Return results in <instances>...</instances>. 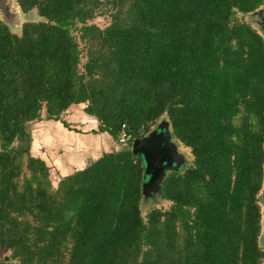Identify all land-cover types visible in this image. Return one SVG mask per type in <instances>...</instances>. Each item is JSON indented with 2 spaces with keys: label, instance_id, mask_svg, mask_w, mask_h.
I'll return each mask as SVG.
<instances>
[{
  "label": "trees",
  "instance_id": "16d2710c",
  "mask_svg": "<svg viewBox=\"0 0 264 264\" xmlns=\"http://www.w3.org/2000/svg\"><path fill=\"white\" fill-rule=\"evenodd\" d=\"M18 1L40 17L0 21V264H264V0ZM80 103L113 146L61 172L32 122L82 131ZM164 115L191 159L144 208L132 144Z\"/></svg>",
  "mask_w": 264,
  "mask_h": 264
},
{
  "label": "water",
  "instance_id": "95a60500",
  "mask_svg": "<svg viewBox=\"0 0 264 264\" xmlns=\"http://www.w3.org/2000/svg\"><path fill=\"white\" fill-rule=\"evenodd\" d=\"M251 22L264 35V2L246 13ZM35 9L24 11L18 0H0V21L3 20L12 28H20L25 21L34 20ZM135 153H139L144 161V179L142 182L143 197L146 202L157 200L163 182L172 170H181L191 159L186 149H182L175 138L169 118L162 116L155 126L145 135L135 137L132 144ZM263 207L264 222V181L259 194ZM260 244L264 248V230L260 236ZM6 262L13 261L10 251L4 254Z\"/></svg>",
  "mask_w": 264,
  "mask_h": 264
},
{
  "label": "rangeland",
  "instance_id": "374dc122",
  "mask_svg": "<svg viewBox=\"0 0 264 264\" xmlns=\"http://www.w3.org/2000/svg\"><path fill=\"white\" fill-rule=\"evenodd\" d=\"M39 17L40 16L37 14V11L35 10L34 20L39 19ZM245 19L248 21V16L246 14H245ZM95 21L99 25L105 26L110 21V15L109 13L101 14L95 18ZM12 29L18 31L21 29V27L12 28ZM83 59L85 58L83 57ZM85 105L86 103L74 104L70 106L63 113V118L68 119L72 125L80 127V129L82 130L84 129V131L91 129V127L97 126L96 123L94 122L92 123V120L90 119V116L87 113L85 114L86 115L85 119L82 117L83 107ZM43 115H45V112H43ZM81 120L82 121L85 120V121L81 122ZM32 123L33 124H32L31 131H32L33 137L35 138V136L38 135L41 129L45 127V123H47V121L45 120V118H43L41 120H35ZM52 123L53 122H48V125L49 124L51 125ZM65 131H66V128L65 130L58 129L57 131H55V134L58 135L57 138L51 137L52 140L55 139L56 146L53 148L54 155L56 154L57 151L62 150V154L65 157V160H63L60 163L61 166L58 169L61 172H64V171L66 172V167H69L70 169H73L76 167H82L87 164L85 160L88 156L95 157L96 155H100L103 151L111 149V147L113 146V142H112L113 140L107 134H105L107 136L104 137V136H98V133L93 132L91 136L89 137L87 136V138L81 139V138H78L77 136L74 137L73 134H71L73 131H69L68 133L66 132L67 135L65 134ZM55 134H53V136ZM99 135H101V133ZM63 136L64 137L67 136V138H69V139L66 138L68 142L65 144L64 143L59 144L65 139ZM48 138H49V135L47 133H43V135L39 138V140L40 142H43L45 144V142L49 140ZM56 143H58L59 145ZM180 145H181V148L186 149L187 153L189 154V150L185 146H183L181 143ZM60 154L61 152L59 153V156ZM50 156L52 157V155ZM48 161L51 162V159L49 160L48 158ZM156 201H158V199L157 200L150 199L148 202H145L144 208L149 207L150 204H154ZM263 230H264V224H263Z\"/></svg>",
  "mask_w": 264,
  "mask_h": 264
},
{
  "label": "crops",
  "instance_id": "0c3cea01",
  "mask_svg": "<svg viewBox=\"0 0 264 264\" xmlns=\"http://www.w3.org/2000/svg\"><path fill=\"white\" fill-rule=\"evenodd\" d=\"M83 113V118L85 119V117H86V113L83 111L82 112ZM91 120H93L92 118H90ZM46 121H47V123H45V127L43 128V129H41V131L38 133V135L37 136H35V138H34V143H33V150H34V152L36 153V154H40V155H42L43 157H46L47 159L49 158V160L51 159V162H53V163H55L58 167H60L61 166V162L63 161V160H65V157L63 156V154H62V150H60V151H57L56 152V154L54 155V151H53V148L56 146L55 145V139H51V137H53V138H57V136L58 135H56L55 134V131H57L58 129H64L65 130V128H66V131H65V134H66V132L68 133L69 131H73L71 134H73V136L75 137V136H77L78 138H87V136L89 137V136H91V134H93V132H90V130H85L84 131V129L82 130V131H75V130H70L68 127H66V126H64V124L60 121V120H55V119H45ZM68 120V119H67ZM69 121V120H68ZM85 121V120H84ZM84 121H82L81 120V122H84ZM48 122H53L52 124H54V125H48ZM86 123V122H85ZM92 123H93V121H92ZM78 128H80V127H78ZM92 128V127H91ZM43 133H47L48 135H49V140L48 141H46L45 142V144L43 143V142H40V140H39V138L43 135ZM101 133V135H99ZM100 133H98V136H107V135H105V133L104 132H100ZM53 134H55L54 136H53ZM52 135V136H51ZM67 135V134H66ZM64 137V136H63ZM65 138V139H64ZM64 138H62V139H64L62 142H60L59 144H61V143H67L68 141H67V139H69V138H67V136H65ZM67 138V139H66ZM52 140V141H51ZM56 144H58V143H56ZM58 144V145H59ZM50 151V152H49ZM61 152V154H60V156H59V153ZM52 155V157L49 155ZM54 156V157H53ZM59 156V157H58ZM99 155H96L95 157L94 156H88L87 158H86V163H89L90 161H92L93 159H95L96 157H98ZM68 170H70V168L69 167H66V171H68ZM65 172V171H64ZM7 252V251H6ZM6 252H4V253H2L1 254V252H0V260H1V257L3 256V258H4V254L6 253Z\"/></svg>",
  "mask_w": 264,
  "mask_h": 264
},
{
  "label": "built area",
  "instance_id": "2783aa9c",
  "mask_svg": "<svg viewBox=\"0 0 264 264\" xmlns=\"http://www.w3.org/2000/svg\"><path fill=\"white\" fill-rule=\"evenodd\" d=\"M131 137H132V134L130 132H127L126 130H123L121 132V135H120L119 139H120L121 142H125L128 139H130ZM58 179L60 180V177H58Z\"/></svg>",
  "mask_w": 264,
  "mask_h": 264
}]
</instances>
